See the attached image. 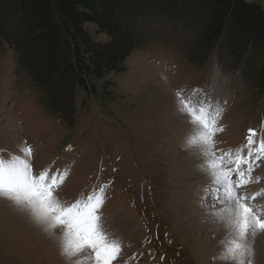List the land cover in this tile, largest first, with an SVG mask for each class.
<instances>
[{
	"label": "rangeland",
	"instance_id": "1",
	"mask_svg": "<svg viewBox=\"0 0 264 264\" xmlns=\"http://www.w3.org/2000/svg\"><path fill=\"white\" fill-rule=\"evenodd\" d=\"M88 28L104 39L94 25ZM134 28L136 36H143L148 28L158 32L164 26ZM193 33L179 40L188 42ZM158 42L132 52L124 71L95 78L93 90L78 87V118L71 127L46 116L37 96L19 83L9 51L0 64V157L19 156L21 145L30 147L26 158L34 175H63L54 196L66 204L102 195L98 215L103 230L120 246L111 264H235L218 258L233 230L228 215L219 211L223 205L213 209L212 199L204 202L209 195L203 190L208 184L201 170L204 148L188 142L204 129L178 111L176 97L179 91L182 98L198 102L209 121H216L222 131L213 133V151L226 159L247 156L250 129L256 132L254 149L264 140V97L249 94L214 56L196 70L175 46ZM234 99L236 117L221 123ZM241 168L249 182L241 184L236 173L230 177L239 185L238 194H255L252 203L264 208V158L253 156ZM59 229L0 196V264H88L87 251L71 258L61 254ZM246 242L252 249L246 264L248 259L264 264V231L250 233Z\"/></svg>",
	"mask_w": 264,
	"mask_h": 264
},
{
	"label": "trees",
	"instance_id": "2",
	"mask_svg": "<svg viewBox=\"0 0 264 264\" xmlns=\"http://www.w3.org/2000/svg\"><path fill=\"white\" fill-rule=\"evenodd\" d=\"M135 24L164 28L136 36ZM190 30L193 39L181 42ZM158 41L175 46L198 70L214 56L249 94L264 97L259 0H0V64L12 51L19 83L66 127L78 118V87L93 90L95 78L124 71L131 52Z\"/></svg>",
	"mask_w": 264,
	"mask_h": 264
},
{
	"label": "snow or ice",
	"instance_id": "3",
	"mask_svg": "<svg viewBox=\"0 0 264 264\" xmlns=\"http://www.w3.org/2000/svg\"><path fill=\"white\" fill-rule=\"evenodd\" d=\"M176 99L178 111L189 117V123L204 129L198 137L194 136L188 141L190 144L199 142L204 148L201 170L208 184L203 190L209 194L204 202L212 199L213 203L209 207L213 209L217 204L223 205L219 211L228 215L233 230L232 237L218 258L235 261V264H246V258L252 255V249L246 242L247 236L250 233L254 235L256 231H264V216L260 214L264 208L252 203L257 199L255 194L251 197L239 195V185L234 184L230 177L236 173L241 177V184L249 182L243 179L241 166L248 164L253 156L255 160L264 158V140L260 141L258 149H254L252 145L255 143L253 137L256 132L250 129L248 142L244 146L248 149L246 157L238 153L235 158L226 159L223 152L218 157L213 151V133L222 129L217 127L215 120L209 121L204 107L198 106V102L193 104L187 98H182L179 91ZM19 150V156L12 154L7 160L0 157V196L26 207L37 221L47 224L49 228H63L60 242L62 255L71 258L87 251L88 264H111L120 246L103 230L102 217L98 215L103 196L89 195L85 200L71 204L61 202L54 196V190L62 183L63 175L52 174L50 171L34 175L26 158L31 155V148L21 145ZM224 168L228 170H222ZM251 171L252 168L248 167L249 175ZM100 191L103 192V189ZM247 264H251L250 259Z\"/></svg>",
	"mask_w": 264,
	"mask_h": 264
},
{
	"label": "bare ground",
	"instance_id": "4",
	"mask_svg": "<svg viewBox=\"0 0 264 264\" xmlns=\"http://www.w3.org/2000/svg\"><path fill=\"white\" fill-rule=\"evenodd\" d=\"M21 208H24V211H29L26 207L21 206ZM52 230H54V229H52ZM55 235L62 236L63 235V228L59 229Z\"/></svg>",
	"mask_w": 264,
	"mask_h": 264
}]
</instances>
